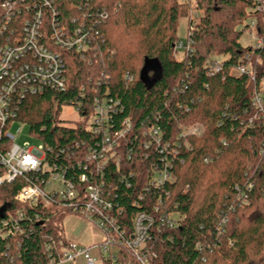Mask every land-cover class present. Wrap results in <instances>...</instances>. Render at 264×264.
Wrapping results in <instances>:
<instances>
[{"label": "trees", "instance_id": "16d2710c", "mask_svg": "<svg viewBox=\"0 0 264 264\" xmlns=\"http://www.w3.org/2000/svg\"><path fill=\"white\" fill-rule=\"evenodd\" d=\"M53 2L62 23L73 27L71 18H78L75 26L85 24L92 49L84 58L62 51L66 91L29 95L16 115L51 151L47 161L76 177L81 170L68 167L60 149L95 140L83 125L57 123L63 106L79 99L87 115L94 98L118 101L121 111L110 124L114 131L130 124L121 147L131 155L119 169L111 164L105 170V184L114 191L111 204L123 210L121 226L129 230L132 218L150 213L152 205L181 218L171 230H151L145 247L155 258L149 264H264V125L250 101L264 78V47L239 43L254 17V0ZM191 7L199 12L188 36L192 47L176 60L178 21ZM219 57L221 71L209 74L207 63ZM250 63L254 80L231 74ZM195 124L204 127L202 135H183ZM156 129L166 149L144 150V133ZM161 159L171 164L172 181L144 192L149 166L163 167ZM23 181L0 186V264H55L69 247L50 224L63 209L16 202ZM18 210L26 218L9 234L1 223ZM115 260L138 264L125 248Z\"/></svg>", "mask_w": 264, "mask_h": 264}, {"label": "built area", "instance_id": "2783aa9c", "mask_svg": "<svg viewBox=\"0 0 264 264\" xmlns=\"http://www.w3.org/2000/svg\"><path fill=\"white\" fill-rule=\"evenodd\" d=\"M55 9L53 0H0V186L24 178L22 186L14 194L16 202L43 209L61 208L79 216L105 234L106 241L101 245V253L104 254L111 246L125 248L138 264H149V260L155 258V254L149 253L145 247L150 241L151 230H171L179 225L181 218L163 212L159 205H152L150 213L141 212L132 218L129 230L121 226L119 217L123 215V210L111 204L109 196L114 191L105 184V170L111 164L119 169L121 160L125 156L130 159L131 155V152L124 154L121 147L130 124L126 122L118 131H114L110 124L113 116L121 111L118 101L94 98L93 108L87 115L86 105L79 99L71 100L67 105L82 113L80 115L85 121L90 119L89 124L81 125L91 132L89 136L95 138L92 142H74L60 149L67 166L81 170L76 177L66 176L64 168L47 161V153L51 151L42 143L38 146L27 143L18 146L8 133L27 96L39 95L44 91H66L65 63L61 52L73 51L84 58L92 49L85 24L80 22L75 26L78 18H71L70 23L74 26L69 27L60 21ZM252 12L254 17L246 24V31H250V39L255 40H252V46L261 48L264 38L261 40L258 36V20H262L264 30V0H254ZM183 46L180 43L177 47ZM207 64L209 74L221 71L219 61ZM244 67H237L231 74H246L252 80L250 71ZM79 98H84L82 93ZM250 101L257 114L262 116L264 125V91L260 93L254 90ZM204 130L195 126L191 130L186 129L183 135L198 137ZM157 132L156 129L144 133V150L148 151L151 147L155 150L166 149V146L160 145ZM161 164V168L153 164L149 166L144 192L161 189L172 181L171 164L167 159H161ZM120 180L126 179L122 176ZM126 187H129L127 181ZM143 197L144 194L139 195L140 200ZM25 218L23 210L14 211L1 224L9 234H13L20 231L17 223ZM224 223V220L221 221L220 226H224ZM68 245L55 264L74 261L77 257H81L84 264H95L90 249Z\"/></svg>", "mask_w": 264, "mask_h": 264}, {"label": "rangeland", "instance_id": "374dc122", "mask_svg": "<svg viewBox=\"0 0 264 264\" xmlns=\"http://www.w3.org/2000/svg\"><path fill=\"white\" fill-rule=\"evenodd\" d=\"M179 2H183V0H178ZM193 6V4H192ZM197 10L191 7L189 11L186 13L185 17L179 18L178 21V27H177V39L178 43L177 46L182 43L184 46L178 48L176 46V54L175 58L176 60H181L185 54V52L190 50L191 44L188 42V36L191 34V32H195L196 29L193 26L192 22H195L197 17L199 16ZM261 19L259 18L258 22H260L261 26ZM244 26V25H242ZM191 27H193L191 29ZM262 28V26H261ZM242 29L240 26L238 30ZM243 35L241 36L239 43L243 47H247L248 45L253 47V41L250 39V31H246L245 27L243 28ZM252 30L251 32H253ZM258 36L261 38V40L264 38L263 34H258ZM264 47V46H263ZM255 48V47H253ZM262 48V47H261ZM259 49V48H256ZM222 59L221 57L217 58L219 61ZM245 69L247 68L252 77V80H254V72H253V67L252 64H248L244 67ZM264 91V78L260 81V86L259 89H257V92H262ZM254 92V91H253ZM89 124L90 119L85 121V119L74 109L66 106H63L60 110L59 116H58V122L59 124H67L69 126H75V125H81L82 124ZM195 126H199L204 129L203 126L199 124H195L192 126H188L186 129L191 130ZM9 134H11L14 139L15 143L18 146H22L23 144H29L30 146H38L40 143L39 140L31 136L28 132L27 127L20 123V122H14L11 124V127L8 131ZM120 153V154H119ZM118 154L120 157H122L121 151L118 149ZM61 216H59L57 219H55L53 222H51V226L55 229V232L57 236L59 237V242H67L69 244H73L79 249H97L93 253L95 256H93L95 260V264H101L103 262V259L101 258V245L105 243L106 241V236L103 232L99 231L93 224H91L88 221H85L83 218L79 216H75L65 210L61 211ZM117 248L114 246H111L104 254L105 258L111 257L113 254H115L117 251Z\"/></svg>", "mask_w": 264, "mask_h": 264}, {"label": "crops", "instance_id": "0c3cea01", "mask_svg": "<svg viewBox=\"0 0 264 264\" xmlns=\"http://www.w3.org/2000/svg\"><path fill=\"white\" fill-rule=\"evenodd\" d=\"M97 249H91L90 250V255L93 257L95 256V254L93 253L94 251H96ZM117 251V250H116ZM117 255V252L115 254H113L111 257L105 258V256H103V254H101V258L103 259V262H101V264H120V262H117L114 258ZM59 264H84V261L81 257H77L74 261H70V262H62Z\"/></svg>", "mask_w": 264, "mask_h": 264}, {"label": "water", "instance_id": "95a60500", "mask_svg": "<svg viewBox=\"0 0 264 264\" xmlns=\"http://www.w3.org/2000/svg\"><path fill=\"white\" fill-rule=\"evenodd\" d=\"M141 79H143V81H144V83H146L147 84V81H146V71H142V73H141V75L139 76ZM2 211H4V210H2ZM0 218H3V216L2 215H0Z\"/></svg>", "mask_w": 264, "mask_h": 264}]
</instances>
